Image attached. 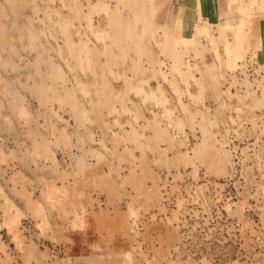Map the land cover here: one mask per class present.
<instances>
[{"label":"rangeland","instance_id":"obj_1","mask_svg":"<svg viewBox=\"0 0 264 264\" xmlns=\"http://www.w3.org/2000/svg\"><path fill=\"white\" fill-rule=\"evenodd\" d=\"M250 1L0 0V264H264Z\"/></svg>","mask_w":264,"mask_h":264},{"label":"bare ground","instance_id":"obj_2","mask_svg":"<svg viewBox=\"0 0 264 264\" xmlns=\"http://www.w3.org/2000/svg\"><path fill=\"white\" fill-rule=\"evenodd\" d=\"M255 1V0H254ZM253 0L250 1L251 4H253L254 2ZM257 1V0H256ZM254 5V4H253ZM251 6V5H250ZM249 6V7H250ZM260 6V5H259ZM251 8V7H250ZM242 11V10H241ZM242 15V14H240ZM246 15V14H245ZM65 26V24H64ZM201 28V27H200ZM201 32H207V27H202L200 29ZM100 33V32H99ZM31 38V37H30ZM99 38V37H98ZM59 68V67H58ZM57 76H61V73H60V70L59 72L56 73ZM58 78V77H57ZM59 79V78H58ZM152 97V96H151ZM55 99V98H54ZM19 111H21V113H26L24 109H19ZM205 134V133H204ZM214 148V144L210 141V139H203L201 141V143L197 146L196 148V157H199L201 158L203 161H205V163L208 164V166L216 171V172H221L223 171L224 169V162L222 160V158L216 153L217 152V149H216V152L213 150ZM214 151V153H213ZM175 160L179 161V162H186L188 161L189 159H192L190 157H188V155L186 154H181L179 153L178 155H176V157L174 158ZM174 162V161H173ZM192 164V163H191ZM7 205V204H6ZM11 205V204H9ZM6 207V206H5ZM11 207V206H10ZM9 222L12 221L11 218L10 220H8ZM14 223V222H13ZM10 224V223H9ZM11 226V225H10Z\"/></svg>","mask_w":264,"mask_h":264}]
</instances>
